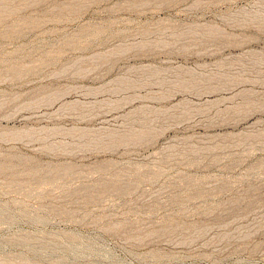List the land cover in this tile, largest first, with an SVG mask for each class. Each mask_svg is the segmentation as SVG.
<instances>
[{"label": "rangeland", "instance_id": "374dc122", "mask_svg": "<svg viewBox=\"0 0 264 264\" xmlns=\"http://www.w3.org/2000/svg\"><path fill=\"white\" fill-rule=\"evenodd\" d=\"M0 264H264V0H0Z\"/></svg>", "mask_w": 264, "mask_h": 264}]
</instances>
